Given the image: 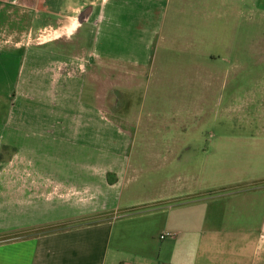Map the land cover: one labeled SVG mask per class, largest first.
I'll return each mask as SVG.
<instances>
[{
	"label": "crops",
	"instance_id": "crops-1",
	"mask_svg": "<svg viewBox=\"0 0 264 264\" xmlns=\"http://www.w3.org/2000/svg\"><path fill=\"white\" fill-rule=\"evenodd\" d=\"M262 29L264 0H0V264H264ZM143 169L172 175L132 202Z\"/></svg>",
	"mask_w": 264,
	"mask_h": 264
},
{
	"label": "rangeland",
	"instance_id": "rangeland-1",
	"mask_svg": "<svg viewBox=\"0 0 264 264\" xmlns=\"http://www.w3.org/2000/svg\"><path fill=\"white\" fill-rule=\"evenodd\" d=\"M263 31V29H262ZM264 33V31L262 32ZM37 33L36 36H34L33 38H37ZM40 40H33L30 43H35V42H39ZM20 44H24L23 42ZM264 43H257V47L259 46H263ZM254 79V83H255V88L258 87L260 89L264 88V85H261V83L264 81L261 78V75H257L255 74L253 76ZM253 86V83H251V88ZM260 89L256 90V94L259 95ZM136 91H134L132 93V100L135 99L136 96ZM209 131V130H207ZM206 131L203 134V138H206ZM204 144V143H203ZM64 155H62L63 160H67V157L69 155H67L68 153L66 151H64L63 153ZM8 151H5V149L2 150V152L0 153V162L1 160H3L4 157H7ZM3 165V164H2ZM5 165V164H4ZM170 174L172 175L171 171H151V170H128L127 174L125 177L122 178L121 183L123 186V189H125L128 193V196L130 195V201L132 202H136L135 200L141 201L144 199V197H154L158 194H160L162 189H165V187H161V186H155L152 184H149V180H153L154 178L157 180H164V179H168L170 178ZM8 188L6 185L0 184V225H5L7 224V222L11 221L12 219L10 218H6V215H3L4 213H6L8 210L11 209L10 207V200H9V196H8ZM103 202V196L101 197H96V201L95 204L99 205L102 204ZM130 206L132 207H120L119 208V213L121 214V217H125L128 215H135V214H139V212L143 209L146 208L145 206H142L141 204H135V203H130ZM16 213H20L18 210H15ZM3 213V214H2ZM96 219V218H95ZM90 220V219H89ZM88 220L86 218H82V219H75L74 221L72 220L70 223H65L64 225H60L59 228H67V227H72L75 226L77 224H80L82 222H87ZM55 226H47V227H40L38 228L35 232H44V231H48ZM23 233H17L14 236H21L23 235ZM8 235H3L0 234V241L5 239V237H7Z\"/></svg>",
	"mask_w": 264,
	"mask_h": 264
},
{
	"label": "built area",
	"instance_id": "built-area-1",
	"mask_svg": "<svg viewBox=\"0 0 264 264\" xmlns=\"http://www.w3.org/2000/svg\"><path fill=\"white\" fill-rule=\"evenodd\" d=\"M47 33H48V32H47L45 29H44L43 31L39 32V33H38V36H37V37H38L37 40H38L41 36L47 35Z\"/></svg>",
	"mask_w": 264,
	"mask_h": 264
}]
</instances>
